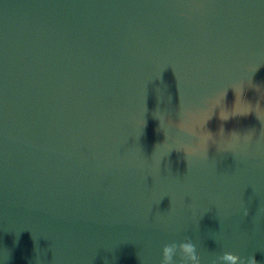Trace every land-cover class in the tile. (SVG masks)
<instances>
[{
    "label": "water",
    "instance_id": "water-1",
    "mask_svg": "<svg viewBox=\"0 0 264 264\" xmlns=\"http://www.w3.org/2000/svg\"><path fill=\"white\" fill-rule=\"evenodd\" d=\"M245 101L264 0H0V264H160L186 237L264 264V111L219 116ZM189 111L216 137L195 156Z\"/></svg>",
    "mask_w": 264,
    "mask_h": 264
},
{
    "label": "clouds",
    "instance_id": "clouds-1",
    "mask_svg": "<svg viewBox=\"0 0 264 264\" xmlns=\"http://www.w3.org/2000/svg\"><path fill=\"white\" fill-rule=\"evenodd\" d=\"M235 91V89H233ZM225 94L223 97H216L209 99L207 101L211 112L213 114V111L220 106L223 103ZM242 99H243V90H242ZM245 111L237 113V103H235L233 110L231 112L225 110L224 108L221 109L219 116L221 120H227L231 116L235 115H246L250 112H255L257 118L258 113L261 111H264V108L261 107L259 103H257L255 106L245 101ZM201 115H198L195 112H186L182 113L179 120L175 122V127L180 129L183 132H186L194 137H197L199 140V143L196 145H185L183 148V152L185 153V156H195L197 155L201 149H208L209 143L212 144L216 143V137L212 135L210 132L203 131L205 124L208 119H210L211 116H204L202 123L196 124L194 123L197 121ZM169 123H173V121L169 120ZM199 129V130H198ZM223 133V129L221 131ZM241 139L240 135H234L232 137L233 142H239ZM243 139L245 142H251L252 140V134L248 133L244 135ZM244 215H249V210L246 208L244 210ZM160 264H202V258L201 253L199 251L198 245L194 244L190 238H185L183 242L176 243H166L163 245L161 249V261ZM211 264H258V261L255 258V255H250L246 257H242L238 254H234L232 252H224L219 257L213 259L211 261Z\"/></svg>",
    "mask_w": 264,
    "mask_h": 264
}]
</instances>
